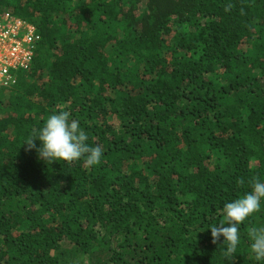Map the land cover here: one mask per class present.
<instances>
[{
	"label": "trees",
	"instance_id": "1",
	"mask_svg": "<svg viewBox=\"0 0 264 264\" xmlns=\"http://www.w3.org/2000/svg\"><path fill=\"white\" fill-rule=\"evenodd\" d=\"M36 25L0 88V264H264L211 229L264 180V0H0ZM69 111L103 155L24 144ZM37 147L39 141L35 142Z\"/></svg>",
	"mask_w": 264,
	"mask_h": 264
},
{
	"label": "clouds",
	"instance_id": "2",
	"mask_svg": "<svg viewBox=\"0 0 264 264\" xmlns=\"http://www.w3.org/2000/svg\"><path fill=\"white\" fill-rule=\"evenodd\" d=\"M89 136L79 121L72 119L69 111L51 114L44 125L32 137L26 139L29 149H35L38 157L53 162H74L83 159L87 166L95 167L103 155L99 145L92 147ZM36 141H39L37 147ZM264 205V180L255 179L249 191L224 204L222 219L210 227L212 243L221 239L225 256L231 257L240 243L239 228L250 216L259 212ZM251 254L257 262L264 261V226L251 229L248 233Z\"/></svg>",
	"mask_w": 264,
	"mask_h": 264
},
{
	"label": "built area",
	"instance_id": "3",
	"mask_svg": "<svg viewBox=\"0 0 264 264\" xmlns=\"http://www.w3.org/2000/svg\"><path fill=\"white\" fill-rule=\"evenodd\" d=\"M37 39L36 25L11 12L0 16V88L14 86L30 70Z\"/></svg>",
	"mask_w": 264,
	"mask_h": 264
}]
</instances>
